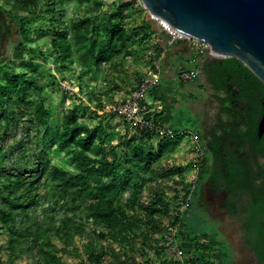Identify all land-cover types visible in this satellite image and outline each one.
Wrapping results in <instances>:
<instances>
[{"label": "trees", "instance_id": "trees-1", "mask_svg": "<svg viewBox=\"0 0 264 264\" xmlns=\"http://www.w3.org/2000/svg\"><path fill=\"white\" fill-rule=\"evenodd\" d=\"M7 1H13L19 11L32 12L42 0ZM43 1L46 6L52 5V8L45 10V13L52 14V20L47 31L49 50L42 55L52 57L56 64L70 62L74 51L79 55L82 67L89 69H98L102 62L110 63L123 52L138 58L141 49L137 46L142 44L151 30L146 21L138 27H123L122 21L127 16L125 9L132 2L101 11L98 0H75L88 15L74 20L66 30L57 24L54 8L61 5L63 0ZM87 3H91V6H86ZM14 21L20 42L13 45L10 58L20 59L21 49L29 35L23 19L14 18ZM135 45L138 49L132 50ZM45 58L43 61H46ZM35 66L31 61L27 67ZM113 67L117 69L116 64ZM215 68L241 87L237 101L243 102L244 106L240 110L246 111V114L255 111L257 101L252 99L251 89L261 86L264 90V85L234 58L223 59ZM1 71L0 141L5 139L10 125L21 120L28 125L26 138L16 143L20 158H25L27 164L17 162V166L7 168L5 162L12 152L0 144V227L7 232L9 254L18 256L34 250L38 264H65L53 240L68 245L74 235L83 234L86 223L90 221L95 230L90 242L93 247L87 253L86 264H105L104 256L109 253L115 261L113 264H139L136 255L141 258L148 256L146 243L153 234L159 235L153 242H161L162 245L161 226L164 220L159 216L167 215L171 209L165 197V183L173 176L184 179L183 169L174 166L159 168L156 175L158 180L156 176L152 177L156 172L151 165L155 162L160 165L159 159L166 155L167 150L174 151L175 144L161 140L153 148L151 145L142 146L141 140L135 136L126 141L119 137L116 146L105 153L102 146L104 134H100L98 129H90L73 110L64 113L59 130L53 132L49 140L38 138L36 144L37 136L30 137V132L47 133L53 118V112L41 98L42 86L37 83L36 73L18 71L12 65L4 66ZM251 122L246 135L249 136L254 155L260 149L264 151V135L258 138ZM191 123L194 133H198L197 124ZM145 138L148 140L152 137L147 135ZM243 138L244 133L237 130L230 136L236 148L242 145ZM98 141L99 145H96ZM117 148H122L121 157ZM27 150L30 151L29 155L26 154ZM50 151L63 155V164L52 163ZM204 168L198 171V182L203 180L206 173ZM152 182H156L153 193L149 186ZM145 188L152 195L146 205L140 200ZM127 189L129 195L122 201ZM258 192L263 193L258 190L255 193ZM185 194L190 197L187 208L182 213L176 210L171 221L179 224V238L190 245L193 253L204 256L195 257V262L227 264V254L217 235L210 228L200 229L199 221L189 216L192 212L198 215L193 201L196 190H187ZM199 218L206 224L202 216ZM101 241L107 244H101ZM112 243L118 245L120 252L109 246ZM158 256L156 252L154 259Z\"/></svg>", "mask_w": 264, "mask_h": 264}, {"label": "rangeland", "instance_id": "rangeland-1", "mask_svg": "<svg viewBox=\"0 0 264 264\" xmlns=\"http://www.w3.org/2000/svg\"><path fill=\"white\" fill-rule=\"evenodd\" d=\"M98 1L100 2L101 11L123 6L129 2L133 3L125 9L127 16L122 21L124 28L138 27L144 21L150 24L151 30L148 31L147 38L142 41L140 46H137L141 49L138 58L126 55L123 52L121 56L115 57L110 63L102 62L98 69H89L82 67L78 59L79 55L74 51L70 62L56 64L52 57L42 55H46L49 50L47 31L52 20V14L50 12L45 13V10L52 8V5L48 3L50 6H46L45 1L42 0L34 11L22 12L14 6L13 1L0 0V74L6 65H12L18 71L36 73L37 83L42 86L41 98L49 110L53 112L52 122L47 133L35 134V131L30 132V137L37 136L35 139L36 144L38 138H42L44 141L49 140L53 132L59 130L64 113L67 110H73L78 119L88 124L90 129H98L100 134H104L102 146L105 153L111 147L116 146L119 137L126 141L131 136H135L141 140L142 146L151 145L155 148L161 140L157 138L146 140L145 136L131 131L123 123L122 118L113 111V107L133 89L138 78L145 74L146 69L159 56H165V54L171 52L178 43L174 44L169 50L164 51L162 47H164L166 36L163 32H160L159 21L155 20L144 9L138 0ZM86 6H91V3H87ZM54 8L57 24L66 30H69L74 20L88 15L85 8L78 7L75 0H63L61 5H55ZM9 12L10 16L7 15ZM14 18L23 19L24 28L29 35L28 40L24 42L21 49L22 57L20 59L10 58L13 53V45L20 42ZM137 47L135 45L132 50H137ZM156 47H158V50ZM156 54H159V56L156 57ZM3 57L7 58L2 60ZM43 58L46 61H43ZM31 61L36 65L34 68L27 67ZM219 63L217 61L214 63L202 61L200 64H196V67L201 69V74L199 80L192 84L190 89L186 88L190 91L185 89L184 93L183 91L180 92L179 90L183 89L180 85L179 88L177 86L172 87L169 93H166V99L170 100V104L179 102V110L184 107L182 113L173 114L169 123L171 128L180 133L182 132V135L172 141L175 144L174 151L169 152L167 150L166 155L159 159L161 164L158 165L155 162L151 167L156 172L152 177L159 173V168L164 169V166L183 169V180L178 179L176 176H170L171 179L163 187L166 200L171 205V209L167 215L162 214L159 217L166 222H171L174 212L182 210L180 202L186 198L185 193L187 190L193 187L198 171L203 169L204 164H206V168H204L206 173H204L201 188H199L197 197L193 201L199 210L207 208L211 212L217 209L216 206H226L227 202L234 205L236 213L232 210H229L226 214L224 212L223 216H215L216 213H214L212 219L217 220L221 234L233 252L232 258L238 260V258L241 259L240 252H243V250H240L242 248L238 243L239 215L243 212L250 196L257 190L264 189V151L260 149L252 155L249 136L246 135V130L249 128L248 115L246 111L238 109L244 103L238 102L237 107L230 106V100H236L237 98L235 90L238 84L232 82V79L227 78L215 68V65ZM113 64L117 65V69H114ZM183 64L184 61H179L176 64L179 71H183ZM189 67L191 68L190 65ZM214 84L216 87H214ZM189 93L203 96V100L197 102L199 103L198 107L194 103L192 104V100H189V103L186 102L185 99ZM208 114L213 116L211 122L207 121ZM190 115L198 117L197 122H194L199 126L198 133H194L193 124L189 122ZM181 116L183 118L178 124L177 122ZM26 126L28 127L23 120L10 125L5 139L0 141L2 148L12 152V156L5 162L7 168L18 164H27L25 158H20V153L16 148V143L27 136ZM228 126L232 132L237 130L244 133L243 143L236 148L228 141L225 146H222V151L218 152L215 147H212V141L214 139L218 143L223 140L226 141L227 133H225V130ZM172 142L169 144H172ZM96 145H99V141L96 142ZM197 147L203 150L204 155L201 159L199 153L196 152ZM116 150L119 157H121L122 148ZM29 153L30 151L27 150L26 154L29 155ZM50 158L51 162L57 165L64 162L63 155H55L51 151ZM102 159L107 162L104 158ZM223 159H229L231 164ZM17 162L19 163L17 164ZM105 165V167L108 166L107 163ZM211 177H214V184L209 180ZM158 178L155 179L158 180ZM227 178L230 180L229 182H227ZM155 183L152 182L149 185L152 188L151 193H153ZM129 192V189L124 192L122 201L128 197ZM151 193H148L145 188L140 200L144 197L149 200L152 197ZM189 216H194L195 220L199 221L197 224L198 226L201 224L200 229L208 226V222L204 224L199 218L203 216L201 212H198V215L196 212H192ZM94 230L95 226L88 221L83 234L80 236L74 235L68 245L63 244L62 241L53 240L65 264H86L87 253L93 247L90 242L93 240ZM158 237V233H155L147 240L148 256L141 258V256L136 255V262L151 264V261L154 260L152 264H179L176 259H168L163 254L161 242H153V239ZM100 243L107 244L105 241ZM109 246L115 248L116 252H120L118 245L112 243ZM179 246L186 255L184 264H199V262L194 261L195 257H204L201 254L193 253L190 245L181 241V239L179 240ZM155 251L159 253L156 260L154 259ZM104 261L105 264L115 263L110 253L104 256ZM0 264H38L37 252L31 250L18 256L10 255L7 251V232L0 227Z\"/></svg>", "mask_w": 264, "mask_h": 264}, {"label": "water", "instance_id": "water-1", "mask_svg": "<svg viewBox=\"0 0 264 264\" xmlns=\"http://www.w3.org/2000/svg\"><path fill=\"white\" fill-rule=\"evenodd\" d=\"M138 1L155 19L202 41L220 59H236L264 85V0ZM261 106L258 138L264 133V99Z\"/></svg>", "mask_w": 264, "mask_h": 264}, {"label": "built area", "instance_id": "built-area-1", "mask_svg": "<svg viewBox=\"0 0 264 264\" xmlns=\"http://www.w3.org/2000/svg\"><path fill=\"white\" fill-rule=\"evenodd\" d=\"M159 25L160 32H163L166 36L164 47H162L164 51L169 50L176 43H184L190 52L188 61L192 67L178 73L177 79L179 83L193 84L199 80L201 69L197 68L196 64H200L202 61L214 63L218 60H223L202 41L175 32L164 22L160 21ZM161 86L160 58H158L146 69L145 74L138 78L133 89L113 107V111L122 118L123 123L133 132L140 133L142 136L149 135L159 140L174 141L182 135V132L174 130L169 125L163 126L148 115L149 94L152 90L159 89ZM196 152L199 153L201 159L204 155L203 150L197 147ZM196 181L193 187L189 189L190 191L196 188ZM189 201V195L181 200L182 210H178L180 213L187 208ZM142 203L146 205L148 199L144 197ZM161 228L163 254L168 258L176 259L179 264H184L186 255L179 246V224L163 221Z\"/></svg>", "mask_w": 264, "mask_h": 264}, {"label": "flooded vegetation", "instance_id": "flooded-vegetation-1", "mask_svg": "<svg viewBox=\"0 0 264 264\" xmlns=\"http://www.w3.org/2000/svg\"><path fill=\"white\" fill-rule=\"evenodd\" d=\"M8 16H10V13H7ZM241 87L238 85L235 94L237 97L240 95ZM252 93V99L254 101H257V107L254 110H251L247 113L249 122L252 120L251 124L252 127L255 126V129L257 130L258 123L261 119L262 115V106L261 101L264 99V90L261 86H259L258 89H251ZM239 101L236 100H230V106L237 107ZM244 106V105H243ZM243 106H240L238 109H241ZM250 125V123H249ZM227 133L226 141H221V143H218L216 139L212 141V147H215L218 152L222 151V146H225L227 143L230 142L232 146H234V143L230 140V136L232 134L231 128L228 126V128L225 130ZM264 135V133H263ZM262 135V136H263ZM261 136V137H262ZM225 162L230 163L229 159H223ZM227 165V164H226ZM228 166V165H227ZM212 184L215 183L214 177L209 179ZM227 182L230 180L227 178ZM201 182L196 183V196L194 200L197 197L198 190L201 188ZM263 191V193H254L250 196V199L246 202L245 208L243 212L239 215L240 219V226H239V236H238V243L239 246H241L243 252H240V258L238 260L233 259L232 257V250L228 247L227 241L221 234L217 220L212 219V215L215 214V216H223L222 214L225 212L228 213V211L232 210L234 213H236V210L234 209V205L230 204L229 202L226 203V206H216L217 209L214 210V212H211L209 209H198V212L202 213V217L208 222L207 228H210L218 237V241L223 246L224 251L227 254L228 264H264V189L258 190ZM221 200V199H220ZM196 206V203H194ZM209 205V204H208ZM215 206V204H214ZM207 218V219H206Z\"/></svg>", "mask_w": 264, "mask_h": 264}, {"label": "crops", "instance_id": "crops-1", "mask_svg": "<svg viewBox=\"0 0 264 264\" xmlns=\"http://www.w3.org/2000/svg\"><path fill=\"white\" fill-rule=\"evenodd\" d=\"M190 52L187 50L186 46H183L181 43H178L175 45L173 50L165 56H159L160 58V73H161V81L162 86L159 89L152 90L149 94L148 100H149V106H148V115L151 117L155 122L167 126L170 123V120L174 113L183 111L184 107H181L182 109L179 110V102H175L173 104H170V100L166 99V93L170 91V89L174 86L181 85L183 89L179 90L180 92L186 91L191 88L192 84H181L178 82L177 76L180 72L179 69L176 67V64L179 61H184L183 64V70L189 69V57ZM187 63V65H186ZM189 67V68H188ZM192 67V66H191ZM204 69V68H203ZM202 69V70H203ZM198 81V80H197ZM196 83V82H195ZM193 83V84H195ZM187 85V86H186ZM188 88V89H186ZM186 89V90H185ZM190 91V90H188ZM187 103H189V100H192V104L194 103L197 107L199 103H197L200 100H203L202 95H191V93L188 94L187 98L185 99ZM178 109V110H177ZM201 109V108H200ZM182 116L180 117V120L177 122L180 124L182 120ZM197 116L196 115H190V121L189 122H197ZM197 127H199L197 125ZM169 259V258H168ZM228 264V262H227Z\"/></svg>", "mask_w": 264, "mask_h": 264}, {"label": "bare ground", "instance_id": "bare-ground-1", "mask_svg": "<svg viewBox=\"0 0 264 264\" xmlns=\"http://www.w3.org/2000/svg\"><path fill=\"white\" fill-rule=\"evenodd\" d=\"M155 19V18H154ZM155 20H157V21H159L160 22V20H158V19H155ZM209 116H208V118H207V121L208 122H211L212 121V119H213V116L211 115V114H208Z\"/></svg>", "mask_w": 264, "mask_h": 264}]
</instances>
